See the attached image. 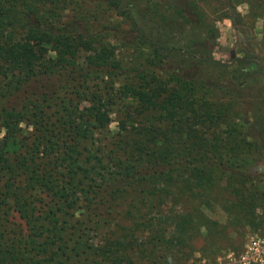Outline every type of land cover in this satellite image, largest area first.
Instances as JSON below:
<instances>
[{"label": "trees", "instance_id": "16d2710c", "mask_svg": "<svg viewBox=\"0 0 264 264\" xmlns=\"http://www.w3.org/2000/svg\"><path fill=\"white\" fill-rule=\"evenodd\" d=\"M221 17L264 47V0H0V264H188L264 228L256 45L225 83L184 50Z\"/></svg>", "mask_w": 264, "mask_h": 264}, {"label": "rangeland", "instance_id": "374dc122", "mask_svg": "<svg viewBox=\"0 0 264 264\" xmlns=\"http://www.w3.org/2000/svg\"><path fill=\"white\" fill-rule=\"evenodd\" d=\"M236 8L239 14H246L248 11V5L244 2L238 4ZM208 11L210 15L214 14L212 13L211 8H209ZM139 15L140 14L138 11L135 14V18H137ZM262 23L263 21L261 19H258L252 31L247 32L246 36L243 37L244 42H241L240 35L237 34V30L232 25L230 18L221 17L216 21L215 24L218 36L216 39V44L212 50H204L201 43L193 45L192 47L184 50H196V52L207 50L206 52L209 53H205L203 56L198 54L197 56L203 63V70L212 74L214 79H221L222 82L225 83L227 80H229L230 74L234 73L237 76L238 80H240V71L242 72L246 69V66H243V64L240 62V59L246 56L245 48L248 46V44H251L253 46L255 44L257 46H255V55L257 56L260 66L264 69V47L260 46L259 44L261 36L259 30L262 26ZM150 27L151 26H149V28ZM165 30V28L162 29V41L167 38H163ZM176 34L179 36V38ZM174 42L178 43V45L179 43L183 44L179 31H173L164 43H166L168 47L173 48ZM179 52L183 53L181 50H179ZM256 76L257 77H254L253 79L255 81L253 82L252 80V82L254 84L260 85L262 93L261 95L259 94V98L254 101L255 104L251 107H248L246 103H243V109L246 111L248 117H240L238 121L245 122L247 124L250 123V125L253 124V127L248 131L251 135L250 137H248V140L253 142L254 140H256L261 145L264 151V75L260 76L258 74ZM118 85L119 83L117 82L116 84H114L115 87H117ZM81 104L82 111L87 112V110L83 109L84 107H87V103ZM109 118V128L112 131H115L117 129L116 115L111 114ZM2 135V132H0V137ZM12 148L13 146H9V149ZM256 165L261 168V172L254 171V174H257L258 176H264V158L256 162L254 166ZM208 214L220 222H225L226 220V214L218 206H215V209L212 212H208ZM250 237H264V228L255 230L247 229L244 238L242 239L243 243L240 248L227 250L226 252H222L214 258H203L198 252H196L194 257L188 262V264H234L231 261L230 257H228L229 253L233 252L236 255L240 253L239 250L241 251L243 249L244 244L249 240ZM201 244L202 239L200 238L197 241L196 245L200 246Z\"/></svg>", "mask_w": 264, "mask_h": 264}, {"label": "built area", "instance_id": "2783aa9c", "mask_svg": "<svg viewBox=\"0 0 264 264\" xmlns=\"http://www.w3.org/2000/svg\"><path fill=\"white\" fill-rule=\"evenodd\" d=\"M239 252L228 255L234 264H264V237H250Z\"/></svg>", "mask_w": 264, "mask_h": 264}]
</instances>
